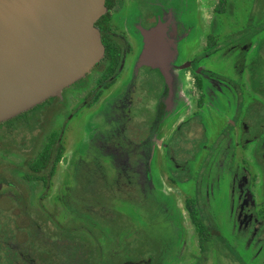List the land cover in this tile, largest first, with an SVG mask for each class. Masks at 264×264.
Returning <instances> with one entry per match:
<instances>
[{"label":"flooded vegetation","instance_id":"flooded-vegetation-1","mask_svg":"<svg viewBox=\"0 0 264 264\" xmlns=\"http://www.w3.org/2000/svg\"><path fill=\"white\" fill-rule=\"evenodd\" d=\"M251 1L106 0L101 61L0 122V264H264Z\"/></svg>","mask_w":264,"mask_h":264},{"label":"water","instance_id":"water-1","mask_svg":"<svg viewBox=\"0 0 264 264\" xmlns=\"http://www.w3.org/2000/svg\"><path fill=\"white\" fill-rule=\"evenodd\" d=\"M105 2L0 0V122L60 96L101 61L104 46L95 23ZM155 52L151 47L148 64L167 73Z\"/></svg>","mask_w":264,"mask_h":264},{"label":"rangeland","instance_id":"rangeland-1","mask_svg":"<svg viewBox=\"0 0 264 264\" xmlns=\"http://www.w3.org/2000/svg\"><path fill=\"white\" fill-rule=\"evenodd\" d=\"M246 4H248V6L249 7H251V5L253 4L252 3V1L251 0H246ZM263 3L260 1L259 2V4H258V7L257 8H250V10H253L254 12H256V13H258V11H260L261 9H260V7H261V5H262ZM246 9L244 8L243 9V12L244 13H246ZM255 19H257V17H254ZM158 233H155L154 235H153V238H152V241H154L153 243H152V245H153V247H154V249H155V247H156V244H157V237H158ZM151 242H150V240L148 241V244H150Z\"/></svg>","mask_w":264,"mask_h":264}]
</instances>
